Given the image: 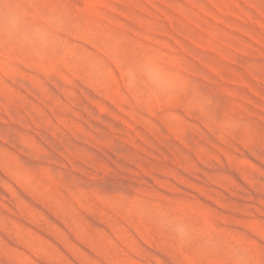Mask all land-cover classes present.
<instances>
[{
  "label": "rangeland",
  "instance_id": "obj_1",
  "mask_svg": "<svg viewBox=\"0 0 264 264\" xmlns=\"http://www.w3.org/2000/svg\"><path fill=\"white\" fill-rule=\"evenodd\" d=\"M13 14L0 264H264V0H0Z\"/></svg>",
  "mask_w": 264,
  "mask_h": 264
},
{
  "label": "clouds",
  "instance_id": "obj_2",
  "mask_svg": "<svg viewBox=\"0 0 264 264\" xmlns=\"http://www.w3.org/2000/svg\"><path fill=\"white\" fill-rule=\"evenodd\" d=\"M0 23H6L10 28H16L20 29L22 28V23L20 19L16 15H9L6 19V21H0ZM26 36L29 38L35 39V40H45L47 37L43 34H41L38 31H33V32H25ZM158 86L160 87H165L166 85L164 84L163 81L158 82Z\"/></svg>",
  "mask_w": 264,
  "mask_h": 264
}]
</instances>
